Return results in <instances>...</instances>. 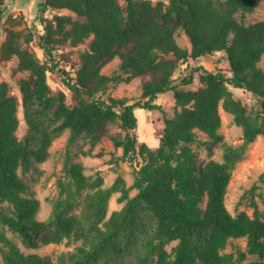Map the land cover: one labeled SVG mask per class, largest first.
Returning a JSON list of instances; mask_svg holds the SVG:
<instances>
[{
    "label": "trees",
    "instance_id": "trees-1",
    "mask_svg": "<svg viewBox=\"0 0 264 264\" xmlns=\"http://www.w3.org/2000/svg\"><path fill=\"white\" fill-rule=\"evenodd\" d=\"M6 1L0 0V16ZM259 2L40 0L36 32L6 28L0 57H15L17 69L28 76L19 82L21 98L8 81H0V223L20 233L32 247L58 244L65 238L81 244L53 262L47 255L25 253L0 228L5 264H240L250 254L257 256L253 264H264V212L256 200V195L264 200V186L258 193L260 186L250 189L253 215L245 210L233 214L226 204L237 163L250 144L264 136V68L260 66L264 19L245 22ZM63 9L71 13H58ZM48 11L54 13L52 18ZM15 18H8L13 26L22 23ZM179 30L189 38V47L179 44ZM34 40L44 59L29 48ZM83 43L88 48L80 55V67L59 68L62 46ZM218 54L215 70L198 63ZM116 57L121 60L118 68L111 74L103 72ZM49 72L60 74L65 90H53ZM196 75L199 86L184 88ZM133 76L148 77L142 85L145 100L105 96L111 87ZM235 89L251 92L257 106L249 110L235 97ZM67 90L74 104L68 103ZM170 91L176 106L171 116L157 102ZM21 105L27 125L24 138L17 133ZM222 108L243 128V141L223 142L222 159H211L196 169L191 147L198 140L196 129L214 142L223 141ZM139 109L161 113L164 127L155 148L132 133L139 126ZM113 123L125 130L112 136L115 146L123 148V157L138 155L144 161L134 184L128 186L119 176L103 187L102 176L91 180L82 163H71L67 174L76 190L89 189L81 213L69 212L70 190L66 198L58 199L48 219L39 220L40 200L22 174L49 157L54 139L65 129L71 130V141L88 135V153H92ZM132 188L138 189L134 196ZM117 192L124 205L108 216L110 200ZM243 237L246 250L226 251L231 238ZM174 241L177 244L169 249ZM124 256L135 258L119 262Z\"/></svg>",
    "mask_w": 264,
    "mask_h": 264
},
{
    "label": "rangeland",
    "instance_id": "rangeland-1",
    "mask_svg": "<svg viewBox=\"0 0 264 264\" xmlns=\"http://www.w3.org/2000/svg\"><path fill=\"white\" fill-rule=\"evenodd\" d=\"M168 1V0H167ZM40 0H7L3 6L5 13L0 16V47L6 37V28H25L32 32L38 29V22L36 18L39 12ZM60 14L71 13L68 9L60 10ZM21 15L24 17L23 21ZM46 15L50 18L54 13L48 11ZM10 16L16 17L22 23L15 24L14 26L8 21ZM264 19V0H260L258 7L255 11L248 13L245 17L246 23H253L258 20ZM178 42L184 47L190 46V40L183 30H179L177 36ZM29 48L35 51L41 59H44L43 50L38 45L37 40L29 44ZM88 48L86 43L78 46L65 44L58 51V58L60 60L59 68H66L67 70H74L80 67V55ZM63 53V55H60ZM220 55L210 56L207 59L198 61L210 70H215L216 65L214 60ZM120 58L116 57L109 62L103 69V72L111 74L115 71L119 64ZM195 63V64H198ZM18 61L14 57L10 60H2L0 57V81H8L13 88V92L21 98V90L19 82L22 78L28 76L25 71L17 69ZM224 69L228 70L229 65L227 62L223 64ZM260 66L264 68V55L260 61ZM148 80V77L133 76L129 81H123L111 87L105 96H113L116 98L127 97L131 100H139L143 98V82ZM48 81L55 92L65 90V86L61 81L60 74L51 72L48 73ZM197 75L192 84L183 86L184 88H197L199 86ZM236 98L241 99L249 110L257 106V97L251 92L243 90H234ZM145 100V99H144ZM67 101L69 104H74L75 101L71 92L67 90ZM162 104L169 116L173 115L176 110L174 92L170 91L157 100ZM141 111L143 120L139 121L138 128L132 133L136 134L140 142H147L151 147L155 148L160 143L162 136L164 121L159 115V110ZM222 126L220 132L224 135V140L219 142L212 141L206 133L197 130L198 140L191 144L192 151L195 155V168L199 169L211 159L221 160L224 152L223 142L231 144H239L243 141V128L239 126L235 120L234 115L221 109ZM20 117L22 119L21 125L18 130V136L24 138L27 132V125L23 119V109L20 106ZM118 133H125L119 123H113L109 126L107 134L104 136L103 141L99 143L92 151L88 153L91 148V141L88 135L82 134L74 141H71V130L65 129L59 136H57L51 147L49 157L43 162H37L35 167L29 172L22 174L24 179L29 185L30 192L40 200V208L37 213L39 220H46L53 212L58 199L62 196L66 198L71 190L73 197V205L70 207V213L80 214L83 208L84 199L89 191L88 188L77 191L76 186L73 184L70 176L67 174V166L71 163L80 162L84 165V173L90 177L91 180L102 176L104 179L103 187L110 186L119 176H123L128 186H132L135 182L137 171L144 163L143 159L138 156L123 157V148L116 147L112 136ZM20 173L21 170H20ZM258 185L257 193L263 190L264 186V136L260 135L252 142L247 150L245 157L237 163L231 182L228 187L226 195V204L233 214L245 210L253 215L254 209L250 206L251 196L250 189ZM63 191V193H62ZM138 192L137 188L131 189V196ZM63 194V195H62ZM120 193H114L109 205L108 216L115 209H121L124 202H119L118 197ZM256 200L259 203L261 210L264 212V200L256 195ZM207 198L205 197L202 207L205 208ZM0 228H5L7 234L17 242L20 248L25 253H39L47 255L50 260L57 262L58 258L63 253L75 251L76 247L81 244V241L74 238H65L61 243L42 244L39 247H32L27 243L22 235L18 232L11 230L8 226L0 223ZM37 239L41 242L40 235ZM177 244L174 241L168 245L171 249L172 246ZM247 238H231L226 251H233L237 248L246 250ZM134 256H124L119 259V262H130ZM257 259L256 255H249L245 262L240 264H253L252 262ZM0 264H5L2 251H0ZM200 264V263H199Z\"/></svg>",
    "mask_w": 264,
    "mask_h": 264
},
{
    "label": "bare ground",
    "instance_id": "bare-ground-1",
    "mask_svg": "<svg viewBox=\"0 0 264 264\" xmlns=\"http://www.w3.org/2000/svg\"><path fill=\"white\" fill-rule=\"evenodd\" d=\"M138 116H139V121L143 120V117H142L141 111H138Z\"/></svg>",
    "mask_w": 264,
    "mask_h": 264
}]
</instances>
